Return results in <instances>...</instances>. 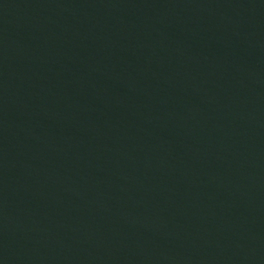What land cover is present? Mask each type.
<instances>
[{
  "label": "water",
  "instance_id": "obj_1",
  "mask_svg": "<svg viewBox=\"0 0 264 264\" xmlns=\"http://www.w3.org/2000/svg\"><path fill=\"white\" fill-rule=\"evenodd\" d=\"M0 264H264V0H0Z\"/></svg>",
  "mask_w": 264,
  "mask_h": 264
}]
</instances>
